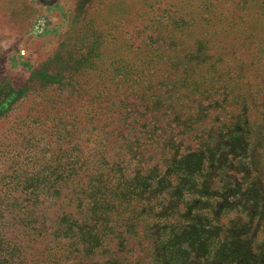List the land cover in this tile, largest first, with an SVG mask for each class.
Here are the masks:
<instances>
[{
  "label": "trees",
  "instance_id": "16d2710c",
  "mask_svg": "<svg viewBox=\"0 0 264 264\" xmlns=\"http://www.w3.org/2000/svg\"><path fill=\"white\" fill-rule=\"evenodd\" d=\"M148 39L144 51L132 43L113 54L112 70L83 69L81 102L91 97L96 105L82 117L72 112L67 124L60 119L56 132H44L51 139L43 133L19 145L13 139L25 122L1 133L0 264H144L131 245L137 240L143 252L140 234L150 264H264V241L254 242L264 233V165L243 171L247 184L245 176L222 184L240 174L252 140L247 128H264V101L250 105L237 94L229 119L209 112L219 101L218 91L208 92L212 74L196 75L194 63L174 69L153 45L157 36ZM130 55L138 63L120 64ZM92 77L98 82L90 84ZM22 97L19 88L0 87V122ZM123 102L128 111H117ZM252 104L263 108L261 118ZM132 160L135 174L124 183ZM36 188L51 197L49 223L46 209L28 210ZM241 205L245 219H229Z\"/></svg>",
  "mask_w": 264,
  "mask_h": 264
},
{
  "label": "rangeland",
  "instance_id": "374dc122",
  "mask_svg": "<svg viewBox=\"0 0 264 264\" xmlns=\"http://www.w3.org/2000/svg\"><path fill=\"white\" fill-rule=\"evenodd\" d=\"M152 35L157 36L153 45L165 61L171 59L174 69L194 63L196 75L203 71L212 74L210 84L215 87L208 92L218 91L215 98L219 101L214 97L208 100H215L213 106H217L209 112L229 119L238 112L232 103L237 94L244 96L240 101L250 105L254 99L264 101V0H0V82H4L0 87L12 85L23 95L11 111L15 113L0 122V137L3 132L9 136L13 127L25 122L13 139L23 145L31 138H42L46 130L56 132V123L60 119L63 124L70 122L72 112L82 117L87 105L91 108L90 104L94 106L97 101L87 103L91 97H85L84 106L81 102L78 88L83 69L112 70L118 63L112 59L113 54L127 52L132 43L133 49L138 46L144 51ZM135 63L138 61L131 55L120 62L126 67ZM221 74L224 76L220 79ZM91 80L90 84L98 82L94 77ZM222 84H227L225 90ZM232 89L234 94L225 96ZM117 92L124 99V89ZM262 109L252 104L251 114L261 118ZM117 111L127 112L126 104L117 106ZM197 111L206 112L205 108ZM259 125L247 128L252 140L242 153L240 174L231 173L233 180L224 176L222 184L235 185L243 176L247 184L251 180L243 171L264 165V128ZM7 130L9 135L5 134ZM43 137L52 138L48 133ZM131 163L124 166L120 177L124 183L135 174L136 162ZM30 197L28 210L36 205L46 209L49 223L54 213L49 210L51 197L42 188H36ZM190 198L187 195L185 200ZM242 210L241 205L240 214L231 211L228 218L239 215L245 219ZM140 237L137 239L143 242V252L132 238L135 256L150 264V248ZM257 239L264 241L262 230L254 242Z\"/></svg>",
  "mask_w": 264,
  "mask_h": 264
}]
</instances>
